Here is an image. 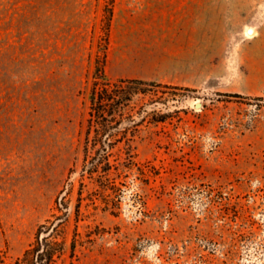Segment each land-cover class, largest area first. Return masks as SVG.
Masks as SVG:
<instances>
[{"label":"rangeland","instance_id":"374dc122","mask_svg":"<svg viewBox=\"0 0 264 264\" xmlns=\"http://www.w3.org/2000/svg\"><path fill=\"white\" fill-rule=\"evenodd\" d=\"M179 1L0 0L2 264H31L60 194L51 264H264V0H206L193 39L172 32ZM103 59L155 81L132 110L168 115L141 126L109 204L79 175Z\"/></svg>","mask_w":264,"mask_h":264},{"label":"trees","instance_id":"16d2710c","mask_svg":"<svg viewBox=\"0 0 264 264\" xmlns=\"http://www.w3.org/2000/svg\"><path fill=\"white\" fill-rule=\"evenodd\" d=\"M103 64L104 59L94 71L89 87L90 109L84 129L79 175L82 181L88 177L92 182L99 184L104 194V202L109 204L118 188L116 177L136 165L135 141L141 126L164 122L168 115H154L153 112L143 114L131 108L136 97L147 95L151 87L156 85L155 81L138 77L111 79L106 75ZM173 87L177 88L175 85ZM74 171L75 166L70 169V173ZM64 198V195L60 194L55 200L61 215L49 227L44 224L38 226L33 244L24 251L21 259L30 258L31 264H51L53 257L62 253V249L58 250L54 246L61 236L56 234L57 227L67 220L68 204ZM50 236L54 237V240L49 244L47 238ZM73 249L72 245L71 251Z\"/></svg>","mask_w":264,"mask_h":264},{"label":"crops","instance_id":"0c3cea01","mask_svg":"<svg viewBox=\"0 0 264 264\" xmlns=\"http://www.w3.org/2000/svg\"><path fill=\"white\" fill-rule=\"evenodd\" d=\"M205 3L206 0H180L179 5L174 9L173 33L175 35H185L188 39H193L194 33L204 31L205 23ZM264 36V26L261 29ZM260 63L264 69V52L261 54Z\"/></svg>","mask_w":264,"mask_h":264},{"label":"bare ground","instance_id":"6f19581e","mask_svg":"<svg viewBox=\"0 0 264 264\" xmlns=\"http://www.w3.org/2000/svg\"><path fill=\"white\" fill-rule=\"evenodd\" d=\"M246 33H247L246 35H248V36H253V35L257 34V31H256L255 27L247 26L246 27ZM197 101H199V100H196L195 102H197Z\"/></svg>","mask_w":264,"mask_h":264},{"label":"water","instance_id":"95a60500","mask_svg":"<svg viewBox=\"0 0 264 264\" xmlns=\"http://www.w3.org/2000/svg\"><path fill=\"white\" fill-rule=\"evenodd\" d=\"M198 104H199V105H201V103H200V102H198Z\"/></svg>","mask_w":264,"mask_h":264}]
</instances>
